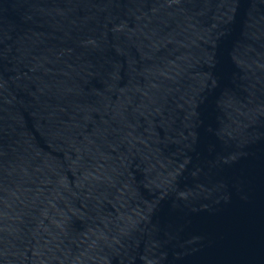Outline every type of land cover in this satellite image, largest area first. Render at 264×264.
<instances>
[{
  "label": "water",
  "instance_id": "95a60500",
  "mask_svg": "<svg viewBox=\"0 0 264 264\" xmlns=\"http://www.w3.org/2000/svg\"><path fill=\"white\" fill-rule=\"evenodd\" d=\"M0 264H264V0H0Z\"/></svg>",
  "mask_w": 264,
  "mask_h": 264
}]
</instances>
